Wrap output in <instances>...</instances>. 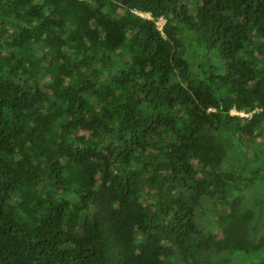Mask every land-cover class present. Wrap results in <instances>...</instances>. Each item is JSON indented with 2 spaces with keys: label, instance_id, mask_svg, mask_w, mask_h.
Instances as JSON below:
<instances>
[{
  "label": "trees",
  "instance_id": "1",
  "mask_svg": "<svg viewBox=\"0 0 264 264\" xmlns=\"http://www.w3.org/2000/svg\"><path fill=\"white\" fill-rule=\"evenodd\" d=\"M252 29L264 0H0V264H264L235 190L264 189Z\"/></svg>",
  "mask_w": 264,
  "mask_h": 264
},
{
  "label": "rangeland",
  "instance_id": "2",
  "mask_svg": "<svg viewBox=\"0 0 264 264\" xmlns=\"http://www.w3.org/2000/svg\"><path fill=\"white\" fill-rule=\"evenodd\" d=\"M235 115V113H232ZM264 138V134L259 136L256 141L262 140ZM240 151H232L231 158L235 162V157L238 156ZM251 151L249 149H245V153L243 154L242 158H239V160L243 161L244 164H249V162H246L248 160H252L253 156L250 155ZM229 161V158L226 160V164ZM234 167L232 169L233 176L235 177H243L244 175H251L254 174L253 170L254 164H249L246 167L245 171L239 172V166L237 163H234ZM259 180L256 181L254 184H248L243 183L242 180H238L235 183V190L240 191L242 193V198H244L242 204H241V210L244 211L245 209H250L253 211V216L248 222V227L250 230V236L253 238L259 237L262 233H264V189L262 188V184L258 183ZM203 207L205 210H207L205 213H199L198 219L200 223L204 226L206 230H212L214 233L219 235L220 237L223 236L222 231L220 230V227L217 222V216L210 213V207L212 204V201L209 200V198L204 199L203 201ZM220 206L217 207V211L220 212ZM225 209H223L224 211Z\"/></svg>",
  "mask_w": 264,
  "mask_h": 264
},
{
  "label": "clouds",
  "instance_id": "3",
  "mask_svg": "<svg viewBox=\"0 0 264 264\" xmlns=\"http://www.w3.org/2000/svg\"><path fill=\"white\" fill-rule=\"evenodd\" d=\"M132 13L136 16H139L141 18H144V19H148V20H151L154 22V25L156 27V29L159 31V33L164 36V32H163V27L165 25V22H166V19L164 16H158V17H154L151 15L150 12H147V11H142V10H139V9H132ZM251 34L252 36H255L257 38H261L263 37L264 35L258 33L255 29H252L251 31ZM216 109L213 108V107H208L207 108V112L209 111H215ZM258 111L257 109L256 110H253L251 112H245L243 110H237L235 107L234 109H230L228 112L229 113H235V116H238V117H241V118H247L249 119L252 115L253 112H256ZM230 153V151L228 152ZM220 156H223V154H221Z\"/></svg>",
  "mask_w": 264,
  "mask_h": 264
},
{
  "label": "bare ground",
  "instance_id": "4",
  "mask_svg": "<svg viewBox=\"0 0 264 264\" xmlns=\"http://www.w3.org/2000/svg\"><path fill=\"white\" fill-rule=\"evenodd\" d=\"M234 109V108H233Z\"/></svg>",
  "mask_w": 264,
  "mask_h": 264
}]
</instances>
